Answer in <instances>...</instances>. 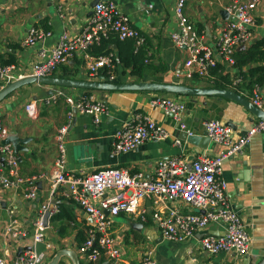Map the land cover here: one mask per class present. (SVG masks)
I'll return each mask as SVG.
<instances>
[{"label":"crops","instance_id":"crops-1","mask_svg":"<svg viewBox=\"0 0 264 264\" xmlns=\"http://www.w3.org/2000/svg\"><path fill=\"white\" fill-rule=\"evenodd\" d=\"M94 0H0V63L12 61L16 75L29 71L33 62L38 61L41 49H50L59 37L66 33L70 38L79 35L83 26L92 14ZM129 18L131 25L145 37L143 51L144 68L140 76L131 74L132 68H126L120 59H128L134 51L131 40L119 41L111 37L99 46L90 48L89 53L99 56L107 52L114 55L116 70L114 78L110 79L106 70H98L91 75L85 67L81 53H77L66 64L59 66L50 77L74 79L94 82L136 83L138 81L161 84L183 85L192 88H218L236 92L249 100L250 93L246 81L240 77L238 69L224 68L211 70L207 76H199L194 66L186 68L185 62L190 58L188 50L177 48L171 40V34L176 30L174 7L176 0H111ZM228 0H187L184 15L196 29L200 42L215 53V41L225 21L228 19L225 11ZM62 3V9L58 6ZM226 12V11H225ZM63 15V16H60ZM255 24L252 28L250 45L264 39V0L254 12ZM41 27L51 32V36L42 43L33 46L23 44L29 28ZM249 45V46H250ZM247 47H238L237 51ZM133 49V51H132ZM236 51V52H237ZM133 52V53H132ZM264 65V63H261ZM9 65V64H6ZM252 66H256L253 64ZM225 77L221 82L219 77ZM234 77L241 78V83L232 86ZM258 86V85H254ZM252 87V89L254 88ZM4 83L0 81V88ZM52 95H48L50 90ZM252 91V90H251ZM263 101L264 85L258 86ZM62 93L78 100L82 96H91L107 106V114L101 122L95 125L92 118L77 113L65 102ZM57 96L55 101L53 97ZM154 97H167L183 102L186 111L182 122L193 135H202L204 122L210 119L219 120L227 126L233 123L231 138L233 142L242 138L253 124L258 122L250 113L238 104L216 97L181 96L162 92H106L87 91L72 88H58L41 84L25 85L0 102V122L9 136L29 138L25 145L26 151L19 152L18 171L23 183L10 188L0 186V257L12 262L21 249L20 255L35 250L42 254L39 264H48L56 252L62 249L73 250L80 264H92L84 255L78 252L79 246L85 240L90 227V218L75 203L66 200L57 191L50 190L48 174L56 158L54 135L56 130L65 124L68 111L73 112V118L66 137V164L68 173L89 175L106 168H122L131 174L140 173L151 177L158 161L168 158H181L192 162L197 156H217L226 148L209 142L206 148L190 144L181 138L179 125L159 108H151L149 102ZM33 103L37 117L31 118L25 111V105ZM136 112L147 114L157 124L162 126L168 136L164 140L144 142L136 150L126 154L113 153L114 134L125 122H128ZM252 119V122L249 120ZM185 133V132H184ZM179 140L180 145L175 141ZM6 173V167L0 163V173ZM221 178L226 182V197L228 204L241 217L246 232L250 237L248 254L240 257L234 253L210 255L201 248V235L220 236L224 227L219 223L209 224L207 230L197 234L185 243H171L164 240L148 219L145 223L134 216L120 214L112 220L111 231L120 249V260L116 264H140L142 256L151 253L156 264H259L264 260V133L253 136L241 151L226 158L222 164ZM37 190L38 200L32 201L25 197L29 188ZM60 191V190H59ZM47 203L53 209V215L47 220L44 241L51 244L33 242V233L37 211L40 204ZM144 207L150 218L153 206L151 201H145ZM169 208L181 213H196L185 204L176 201ZM162 212L164 213L165 210ZM60 214L61 218L52 217ZM16 220L18 231L16 238L6 232L10 221ZM141 224V231L133 229L134 224ZM83 240V241H82ZM29 248V249H25ZM109 259L101 255L97 263ZM59 264H72L68 258H62Z\"/></svg>","mask_w":264,"mask_h":264},{"label":"built area","instance_id":"built-area-1","mask_svg":"<svg viewBox=\"0 0 264 264\" xmlns=\"http://www.w3.org/2000/svg\"><path fill=\"white\" fill-rule=\"evenodd\" d=\"M62 0H58L61 2ZM176 0L174 13L177 28L171 34V40L177 48L189 51L190 58L185 62L186 68L194 66L199 76H207L211 70L235 67V54L238 47H247L252 40V28L255 24L254 12L261 0H228L225 11L228 19L225 21L215 41L214 56L212 50L200 42V37L184 15L185 2ZM62 9V3L58 6ZM63 16V15H60ZM51 36V32L41 27L29 28L23 44L33 46L42 43ZM115 37L119 41L131 40L134 51L145 47V37L131 25L129 18L119 6L111 0H99L93 7L92 14L83 26L79 35L70 38L62 34L57 43L50 49H41L38 61L31 64L29 71L16 75L14 64L2 65L0 63V81L4 86L25 76L50 77L61 65L66 64L77 53L82 54L88 72L93 75L98 70H106L110 79L114 78L116 62L111 52L94 56L89 53L93 46H99L103 41ZM241 83V78L234 77L232 86ZM57 96L64 97L65 102L77 113L92 118L98 125L101 118L107 114V106L95 101L91 96H82L78 100L67 97L62 93ZM53 97V101L57 98ZM250 103L261 109L263 101L254 86L249 97ZM151 108H159L165 116L171 117L178 125L179 130L192 136L182 122L186 111L183 102L167 97H154L150 100ZM25 111L33 119L37 117V110L33 103L25 105ZM73 118L70 110L66 114V122L59 127L54 135L56 158L48 174L50 190L57 191L64 199L75 203L90 218V227L85 240L78 248L88 262L97 263L101 255L106 256L111 264L120 260V249L111 231L112 220L120 214L134 216L145 223L150 219L162 238L171 243H185L207 230L209 224L219 223L224 227L220 236L205 234L200 240L201 248L210 255L221 253H234L243 257L248 254L250 237L246 232L241 217L228 204L226 197V182L221 178L223 161L233 154L241 151L251 138L264 133V122L259 121L252 125L246 135L233 142L232 129L219 120L210 119L204 122V131L208 139L224 146L226 149L217 156L200 155L192 162L175 157L158 161L154 174L147 178L140 173L131 174L122 168H106L86 175L82 172L74 174L65 170L66 164V137ZM168 136L162 126L157 124L147 114L136 112L128 122L123 123L114 134L113 153L126 154L136 150L144 142L150 140H164ZM9 133L0 122V160L6 173H0V186L10 188L23 183L18 171V158L10 144L4 141ZM180 145V141H175ZM60 190V191H59ZM29 200H38L37 190L34 186L25 194ZM151 201L153 210L150 218L144 207L145 201ZM179 201L185 206L197 210L196 213H181L168 205ZM162 210L165 212L163 213ZM108 212V214H106ZM54 211L47 203L40 204L37 211L33 242L44 244L50 248L51 244L44 241L45 228L42 224L44 214L48 219ZM16 220L12 219L6 227V232L16 238L19 234L15 228ZM42 254L30 250L19 255L12 262L0 257V264H39ZM140 264H156L151 253H145ZM235 264V263H230Z\"/></svg>","mask_w":264,"mask_h":264},{"label":"water","instance_id":"water-1","mask_svg":"<svg viewBox=\"0 0 264 264\" xmlns=\"http://www.w3.org/2000/svg\"><path fill=\"white\" fill-rule=\"evenodd\" d=\"M99 0H94L92 2V6L94 7ZM226 12L223 11L220 13L221 16H225ZM41 84L51 87H60V88H72V89H80L87 91H106V92H162V93H170L181 96H193V97H216V98H224L226 100L232 101L239 106H241L244 110L250 113L254 118L259 121L264 122V111L253 106L247 98H244L237 94L236 92L226 90V89H218V88H192L183 85H174V84H161V83H153V82H144L138 81L136 83H110V82H94V81H84V80H74V79H60L54 77H36V76H25L24 78L15 80L3 88H0V102L10 95L15 90L29 84ZM53 90L51 89L48 95H52ZM252 122V119L249 120ZM231 129H235L233 123L229 122L227 124ZM242 133V137L246 135ZM181 138L190 144L198 146L200 148H206L210 140L206 136L205 131L202 135H192L187 136L186 133H180ZM30 142L29 138H19L17 136H9L4 143L10 144L14 149L15 154L17 155L19 152L26 151L25 145ZM0 163L3 165V159L0 160ZM108 214V212H106ZM48 214H44L42 218V224L44 227L47 226ZM133 229L137 231H141V224H134ZM204 235H201L203 237ZM29 249V248H25ZM21 249H19L17 257L21 253ZM68 258L72 264H80L77 254L73 250L62 249L55 253V255L51 258L48 264H59L62 258ZM107 264V262L102 263ZM259 264H264V260Z\"/></svg>","mask_w":264,"mask_h":264},{"label":"trees","instance_id":"trees-1","mask_svg":"<svg viewBox=\"0 0 264 264\" xmlns=\"http://www.w3.org/2000/svg\"><path fill=\"white\" fill-rule=\"evenodd\" d=\"M143 56V51L139 50L133 53L130 58L126 60L120 59V61L126 68L131 67V74L138 77L141 75V71L144 68ZM235 61V66L238 69L237 74L246 81L248 92H251L254 85H264V65L261 64L264 63V39L253 43L246 50L237 51L235 54ZM10 63H12V61L1 62L2 65ZM253 64H256V66H252ZM218 79L221 80V82L226 81V78L223 76ZM60 218L61 215L56 214L52 217V221Z\"/></svg>","mask_w":264,"mask_h":264}]
</instances>
